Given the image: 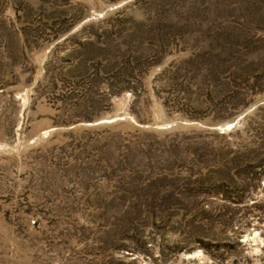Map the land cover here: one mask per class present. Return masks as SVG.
<instances>
[{
  "label": "rangeland",
  "instance_id": "rangeland-1",
  "mask_svg": "<svg viewBox=\"0 0 264 264\" xmlns=\"http://www.w3.org/2000/svg\"><path fill=\"white\" fill-rule=\"evenodd\" d=\"M0 264H264V0H0Z\"/></svg>",
  "mask_w": 264,
  "mask_h": 264
},
{
  "label": "trees",
  "instance_id": "trees-1",
  "mask_svg": "<svg viewBox=\"0 0 264 264\" xmlns=\"http://www.w3.org/2000/svg\"><path fill=\"white\" fill-rule=\"evenodd\" d=\"M122 61H124V60L123 59L122 60H117V62H115V61H113V59L110 58L109 60H107V65H108V67L109 66H111V67H117V66H119V64L124 63ZM209 246L210 247H214V248L217 247V245H215V244L209 245ZM198 247H200L199 249H202V246H198ZM206 255H208V254H206ZM212 257H215V256H212Z\"/></svg>",
  "mask_w": 264,
  "mask_h": 264
}]
</instances>
